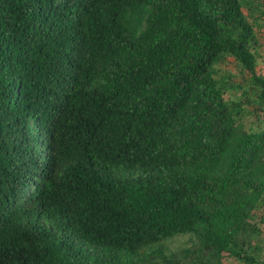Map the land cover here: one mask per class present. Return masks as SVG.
Returning a JSON list of instances; mask_svg holds the SVG:
<instances>
[{"label":"trees","instance_id":"trees-1","mask_svg":"<svg viewBox=\"0 0 264 264\" xmlns=\"http://www.w3.org/2000/svg\"><path fill=\"white\" fill-rule=\"evenodd\" d=\"M245 6L0 0V264H264Z\"/></svg>","mask_w":264,"mask_h":264},{"label":"rangeland","instance_id":"rangeland-1","mask_svg":"<svg viewBox=\"0 0 264 264\" xmlns=\"http://www.w3.org/2000/svg\"><path fill=\"white\" fill-rule=\"evenodd\" d=\"M250 1H252V8H253L252 10H250L252 11V16L250 14L251 12L248 11L249 10L248 6H245L243 8V13L250 21V24L255 28L258 46L260 48V53L264 55V0H250ZM218 68L220 70V75L224 77L229 75V77H232L233 82L239 83L241 81L242 77L240 76L238 72V66L233 61V59L227 58L225 62H223L222 64L218 66ZM257 72L259 75L264 77V60H260L258 62ZM225 98L226 99H237V98L239 99L240 92L237 90H229ZM254 106L256 105H253V107ZM259 117L262 118V113H260ZM254 120H255L254 117L248 115L242 122L243 128L245 130H248V128L251 125V122ZM257 125L260 126V124H258V122L256 121L254 126H257ZM261 215H262V212L257 211L255 213V217H256L255 219L257 220ZM258 240H259V243H261V246L263 248V253H264V227L262 229V234L260 235ZM224 263L229 264L230 260L225 258Z\"/></svg>","mask_w":264,"mask_h":264}]
</instances>
